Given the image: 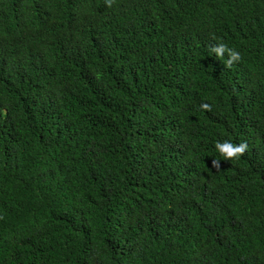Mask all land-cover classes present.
I'll list each match as a JSON object with an SVG mask.
<instances>
[{"label":"trees","instance_id":"16d2710c","mask_svg":"<svg viewBox=\"0 0 264 264\" xmlns=\"http://www.w3.org/2000/svg\"><path fill=\"white\" fill-rule=\"evenodd\" d=\"M0 264H264V0H0Z\"/></svg>","mask_w":264,"mask_h":264},{"label":"clouds","instance_id":"9594fccd","mask_svg":"<svg viewBox=\"0 0 264 264\" xmlns=\"http://www.w3.org/2000/svg\"><path fill=\"white\" fill-rule=\"evenodd\" d=\"M212 52L218 58H223L225 53L228 54V64L231 65L235 61H239L241 58V54L239 51L235 49L229 48L227 45L223 43H219L216 46L212 47ZM42 55L38 53V51L34 48V51L29 59L28 64H24L20 69L22 72H28L29 70L36 69L40 64H42ZM201 109L210 111L211 105L208 103H202L200 105ZM215 150L222 157V160L232 161L234 159L241 158L245 152L248 150L249 145L246 142H240L239 144H235L231 141H217L214 145ZM220 160H213V165L218 167Z\"/></svg>","mask_w":264,"mask_h":264}]
</instances>
